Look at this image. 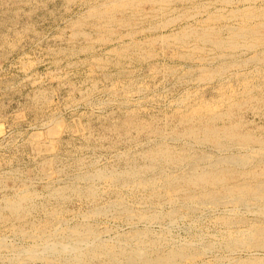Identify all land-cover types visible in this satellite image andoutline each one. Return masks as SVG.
Masks as SVG:
<instances>
[{
    "label": "rangeland",
    "instance_id": "rangeland-1",
    "mask_svg": "<svg viewBox=\"0 0 264 264\" xmlns=\"http://www.w3.org/2000/svg\"><path fill=\"white\" fill-rule=\"evenodd\" d=\"M102 1L104 0H0V214H2V216L0 215V245L2 248L4 247L3 249L0 247V264H66V259L70 256L68 253L60 254L62 260L59 257L54 259L52 256L32 260L28 257L29 252L26 253V251L29 249L28 247L41 249L49 241V243L58 241L60 236L64 239L60 238L59 242L72 243L73 240L69 236L68 230L79 227V224H81L80 227L89 225L98 235L102 234L99 235L101 240L104 239L105 243L107 241L106 244L115 247L122 246L125 236L130 233L129 231L134 226L132 224H137L138 228H142L146 232L147 237H149L147 239L150 242L155 241V245L157 242L159 245L162 243L159 246L160 248L158 244L156 245L157 250L161 251L160 253H168L170 249L184 248L191 254H195L194 257L188 258V260L177 259L174 262L175 264H210L211 262V264H233L236 261L247 260L253 256V258L257 257L263 260V246L259 248V246L248 243L245 245L246 241L244 243L242 241L238 243L243 244L239 245V248L237 242L232 241L233 236L239 237L240 240L247 237L251 233L250 224H240V226L229 228L224 223L226 217H248L246 220L251 221V223L262 225L264 215L260 218L261 214L259 212L258 214L257 210L249 211L241 207L233 212L227 211L225 206L215 207L212 204L185 203L183 199L179 198L174 202H170L164 196V193L160 195H163L161 198L152 195L149 187L138 186L135 181L129 182L130 184L126 183L123 186L122 183L106 182V180L95 182L96 180L86 179L85 175L94 174L98 170L120 173L132 169L131 167L134 166L138 169L144 168L148 163L145 154L152 148L155 149L156 144L158 147V144L162 143L164 145L168 144L169 146H167L176 152L188 143H190L188 146H192L190 147V150L193 149L191 151L197 152V149H199L197 154L210 151V154L207 153L210 155V160L200 162L199 165L202 166L217 159L215 157H219V152L215 151L214 148L207 144L202 146L195 140L182 135L186 126L197 123L194 109L198 110L200 104H217L223 101L222 111L231 107L235 115L231 117L232 119L227 117L225 122L220 121L219 124L238 121L241 122V132L245 131L264 139V96H261L264 95V62L248 61L246 64L242 63L246 59L253 58L255 54L246 52L232 54L233 57L228 55L227 59L218 57L213 46L197 43L194 37L191 38L189 45L185 47L176 45L173 41L171 45L157 41L154 46H150L147 45V40L154 37H151L153 34L146 31L151 25L149 21H135L137 25L134 24L133 28L137 31V40L146 43L144 46L148 48L150 54H146V51H136L134 53L128 51L130 53L120 54L117 50L115 52L113 48L120 49L130 42L127 37L124 38L123 42L120 40L122 35H127L130 28L116 26L112 33L105 34V36L113 39V42H105L93 26L94 19L88 16L90 6L99 4ZM212 1L190 0L184 4H174L170 16L179 15L185 9L191 10L197 4H208ZM217 6H219V3L216 2L211 10H215ZM147 7L146 9L149 11ZM145 13L147 12L145 11ZM204 17L206 18V15L200 14L196 18L197 20L194 19L191 22L197 25L196 21H202ZM163 18L165 17L161 16L159 20L157 19L158 22ZM154 19L156 18H152L151 21ZM79 20H85L83 21L84 25L81 27L78 24L74 25ZM238 23L237 19H232L230 21L222 20L220 23L209 22L208 25L220 26L221 24L232 25ZM182 24V22H178L172 31H178ZM204 25L207 26V23ZM199 26H203V24L199 23ZM78 29L83 30L86 35L85 33L84 35H76L75 31ZM157 35L154 36L157 37ZM223 36L227 38L229 32L224 31ZM197 45L205 48L198 50ZM99 58L101 59L98 61ZM249 90H252L250 91L251 96L261 97L262 101L258 102L256 100L250 103L249 96L247 97ZM189 111L192 115L186 113ZM257 111L259 116H256ZM186 119L187 121H185ZM181 121L184 123H181ZM249 121L251 124H249ZM245 123L248 125L246 126ZM255 132H257V135ZM153 133H155V136ZM171 141L173 142L171 143ZM238 151L240 153L246 152L244 149H235V151L231 150L220 155L239 154ZM161 165L156 169V172L145 171L142 173L143 176L146 175V178L150 176L152 179H158L154 183L155 187L160 188L158 189L160 191L164 189L160 171L172 175L174 173L177 176V174L179 175L180 172L187 169L186 166L182 167V170L181 167L165 165V163ZM143 187L147 188L145 189L146 192ZM89 190L92 191V194L89 193ZM147 193H150V195ZM24 195H30V199L24 205L25 212L23 215L17 217L9 211L8 204L12 200H20ZM91 195L93 197L96 195L95 199ZM64 196L65 198H63ZM150 197H153V199ZM95 207L97 209L102 208L98 212ZM166 207L169 208L166 209ZM106 208L108 209L105 210ZM123 208H128V211L130 210L129 212L132 214H127ZM169 210L170 212H168ZM235 213L237 214L234 217ZM136 214L138 216L145 214L144 218L148 215L145 218L147 221L140 219ZM181 214L183 216H180ZM242 214H244V217ZM135 215L137 217H134ZM127 220L132 223H128ZM12 224H14L13 228H11ZM246 226H248V229ZM35 227L36 229H33ZM43 228H45L43 234L46 233V236L42 234L41 237L38 235V231ZM238 228H242V230ZM229 229H235V233ZM236 230H239V232ZM63 231L65 232L63 233ZM246 231L248 232L245 234ZM157 234L165 238H161ZM221 238L222 242H220ZM218 241L219 243H217ZM226 241L230 242L229 245ZM111 242L114 243L111 244ZM132 243L130 241L127 245L130 248L135 247L136 244L133 243L132 245ZM212 243H214L213 246H211ZM15 245L17 248L14 250ZM203 245L208 246L205 248ZM245 246L249 251H246ZM26 248L28 249L26 250ZM197 251L198 254H196ZM149 253L154 254L155 251L150 250ZM234 254L237 256H234ZM49 257L54 260L51 261ZM225 257L229 258L226 259ZM228 260L232 262H228Z\"/></svg>",
    "mask_w": 264,
    "mask_h": 264
},
{
    "label": "bare ground",
    "instance_id": "bare-ground-1",
    "mask_svg": "<svg viewBox=\"0 0 264 264\" xmlns=\"http://www.w3.org/2000/svg\"><path fill=\"white\" fill-rule=\"evenodd\" d=\"M190 1V0H104L99 4L91 5L90 9L88 10V16L89 18L92 17L94 19L93 26L96 28V32L99 33L101 36L102 40L105 42H113V39H110L109 36H105L106 33H112L114 31V28L116 26H123V27H128L130 28L128 30L127 35L125 36H119L121 42H123L125 37H127L130 42L126 43L125 46L122 48L114 49L113 50L116 52H119L120 54L123 53H130L133 51H142V52H147L146 54H150L149 50L147 47L144 45L146 43L142 41L137 40V31L134 30V24L135 21H149L150 26L149 28L146 29V31L150 32L153 34L154 38H149L147 40V45L149 44L150 46H154V44L159 41L163 44H170L171 42H175L176 45L180 46H187L190 43V40L192 37H194L195 41L198 43L202 44H210L213 46L214 51L218 55V57H224L226 58L228 55L232 54H238V53H246V52H251L255 54L253 58L246 59L245 62H242L243 64H246L248 61H253V62H264V0H213L212 2L205 4V3H200V4H195L191 10L190 9H185L184 11L180 12L179 15L176 16H170V12L174 9L173 5L174 4H184L185 2ZM211 1V0H210ZM100 2V1H99ZM219 3V6L215 8V10H211L213 8L215 3ZM89 3V2H88ZM92 4V3H91ZM76 6V5H75ZM148 6V7H147ZM149 8V11L146 9ZM231 8V9H229ZM72 9V8H71ZM87 10V9H86ZM145 11L147 13H145ZM55 12V11H54ZM126 13H128L126 15ZM145 13V14H144ZM200 14L206 15V18L204 17V20L202 21H196L197 25H194L195 23L192 24L191 20L196 19ZM50 15V14H49ZM44 16V15H43ZM165 17L162 20L158 22L160 17ZM152 18H156L151 21ZM158 19V20H157ZM232 19H237L239 21L238 24H221L220 26H213L211 24L208 25L209 22L216 23L222 21V20H227L230 21ZM197 20V19H196ZM85 21V20H83ZM83 21H77L74 25H79L80 27L84 25ZM154 21V22H153ZM178 22H182L183 24L179 28L178 31H172V29L176 26ZM200 24H203V26H199ZM207 23V26L204 25ZM35 25V24H34ZM137 25V23L135 24ZM37 26V25H36ZM15 27V26H14ZM228 31L229 36L226 38L223 36V32ZM85 32L83 30H76L75 34H83ZM155 33V34H154ZM157 35L155 37L154 35ZM38 35V34H37ZM86 35V33H85ZM60 36V35H59ZM69 40V39H68ZM62 42V41H61ZM10 43V42H9ZM12 43V42H11ZM198 46V45H197ZM193 47V46H192ZM195 47V45H194ZM198 50L202 48V50L205 48L204 46H198ZM111 50V49H110ZM194 50V49H193ZM109 51V50H108ZM113 51V52H114ZM130 51V52H128ZM195 51V50H194ZM197 51V49H196ZM141 52V53H142ZM198 52V51H197ZM206 52V51H205ZM208 52V51H207ZM173 53V52H172ZM194 53V52H193ZM192 55V53H191ZM215 55V56H217ZM120 56V55H118ZM124 57V56H123ZM130 57V56H129ZM134 57V56H133ZM214 57V56H213ZM233 57V56H232ZM97 58V57H96ZM205 58V57H204ZM231 58V57H230ZM237 58V57H236ZM64 59V58H63ZM101 58L98 59V61ZM218 59V58H217ZM221 59V58H220ZM227 59V58H226ZM239 59V58H238ZM184 60V59H183ZM223 60V59H221ZM200 61V60H199ZM215 61V60H214ZM224 61V60H223ZM230 61V60H229ZM241 61V60H240ZM239 61V62H240ZM236 62V61H235ZM252 62V63H253ZM225 63V62H224ZM25 64V63H24ZM230 64V63H229ZM235 64V63H234ZM240 64V63H238ZM55 65V64H54ZM249 65V64H248ZM226 66V65H225ZM224 66V67H225ZM228 66V65H227ZM258 67V66H257ZM229 68V67H228ZM224 69V68H223ZM228 70V69H227ZM209 71V70H208ZM217 71V70H215ZM214 71V72H215ZM220 71V70H219ZM222 71V70H221ZM210 72V71H209ZM217 73V72H215ZM219 73V72H218ZM217 73V74H218ZM222 73V72H221ZM88 74V73H87ZM220 74V73H219ZM33 75V74H32ZM207 75V74H206ZM237 75V74H236ZM209 76V75H208ZM226 76V75H225ZM203 77V76H202ZM206 77V76H204ZM211 77V76H210ZM56 79V78H55ZM207 79V78H205ZM224 79V78H223ZM26 80V79H25ZM58 80V79H57ZM250 80V79H249ZM87 81V80H86ZM245 81V80H244ZM142 82V81H141ZM202 82V81H201ZM247 82V81H246ZM168 83V82H167ZM62 84V83H61ZM114 86V85H113ZM247 88V87H246ZM251 89V87H250ZM231 90V89H230ZM252 90H249L247 92L249 95L250 103L253 101L258 100V102L262 101L261 97L256 98L253 95L251 96ZM124 92V91H123ZM81 94V93H80ZM41 96V95H40ZM115 96V95H114ZM232 96V95H230ZM246 96V95H245ZM264 96V95H261ZM233 97V96H232ZM231 97V98H232ZM182 98V97H181ZM230 98V99H231ZM246 98V97H245ZM224 99V98H222ZM228 100V98H227ZM221 101V100H220ZM225 101V100H224ZM229 101V100H228ZM237 101V100H236ZM234 101V103H236ZM110 102V101H109ZM230 102V101H229ZM242 102V101H241ZM249 102V101H247ZM111 103V102H110ZM215 103V102H214ZM226 103V102H225ZM262 103V102H261ZM38 104V103H37ZM224 102L222 101L221 103L217 104H200L198 110L196 111L197 118V123L192 124L190 126H186L185 130L182 132L183 136L188 138V139H193L195 142H198L200 144H207L210 147L214 148L215 151L219 152V157H215L217 159H214L210 161L208 164L205 165H199L200 162H208L210 160V155L207 153L210 151H206L207 153H202V154H197V152H193L190 150V147L188 145L185 146L183 145V148L176 152L169 148L168 144L162 143L158 144L159 146L156 147L155 149L152 148V150L147 149V153L145 154V157L148 161L144 162L146 165L143 168H136L131 167L132 169H126L127 171L117 173L116 172H108L104 170H98L96 173H90L91 175H85L87 180H106L109 182H115V183H122L121 185L124 186V184H128L129 182L135 181L138 183L137 185H143L147 186L150 188V193L152 195L160 196L161 194L164 193V196L170 201L174 202L176 199H183L185 203L191 202V203H201L202 205L204 204H212L215 207L216 206H225L227 211H235L237 208H245L247 210H257V213L259 212L260 218L261 216L264 215V139L259 138L258 136H254L251 133H246L245 131L241 132L240 128V123L237 122H229V124L223 123L219 124L220 121L225 122L227 120V117L230 119L231 117H234L235 113L233 112L234 110L231 109V107L228 110H223L221 109L222 105ZM240 104V103H239ZM42 105V104H41ZM129 105V104H128ZM139 105V104H138ZM241 105V104H240ZM43 106V105H42ZM242 106V105H241ZM108 107V106H107ZM233 107V106H232ZM193 108V107H192ZM195 108V105H194ZM225 108V107H224ZM234 109V108H233ZM238 109V108H237ZM118 110V109H117ZM131 110V109H130ZM187 110V109H186ZM258 110V109H257ZM192 111V110H191ZM261 111V110H260ZM185 113V112H184ZM189 113V115H192V113ZM191 113V114H190ZM256 113V112H255ZM260 113V112H259ZM264 113V112H263ZM262 113V114H263ZM182 114V113H181ZM256 116L258 115V111L256 113ZM180 115V113H179ZM183 115V114H182ZM237 115V114H236ZM263 116V115H262ZM261 116V117H262ZM180 117V116H179ZM194 118V116H192ZM264 117V116H263ZM186 118V117H185ZM189 118V117H188ZM182 119V118H181ZM228 119V120H229ZM232 119V118H231ZM194 120V119H193ZM240 120V119H239ZM242 120V118H241ZM180 121V120H179ZM187 121V119L185 120ZM191 121V120H190ZM195 122V121H194ZM244 122V121H243ZM247 122V121H246ZM250 122V121H249ZM248 122V123H249ZM181 123H184L181 121ZM189 124L188 122H186ZM243 124V123H242ZM246 126L248 125L245 123ZM251 124V122L249 123ZM80 126V125H79ZM135 126V125H134ZM138 126V125H137ZM136 126V127H137ZM146 126V125H145ZM168 126V125H167ZM245 126V128H246ZM259 126V125H258ZM264 126V124H263ZM243 127V125H242ZM140 128V127H139ZM148 128V127H147ZM167 128V127H166ZM175 128V127H174ZM184 128V127H183ZM248 128V127H247ZM254 128V127H253ZM252 128V129H253ZM258 128V127H257ZM261 128V127H260ZM127 129V128H126ZM136 129V128H135ZM142 129V128H141ZM144 129V127H143ZM150 129V128H149ZM148 129V130H149ZM160 129V128H159ZM173 129V128H172ZM244 129V127H243ZM242 129V130H243ZM145 130V129H144ZM153 130V129H151ZM156 130V129H155ZM162 130V129H161ZM175 130V129H174ZM173 130V132H175ZM246 130V129H245ZM251 130V129H249ZM257 130V129H254ZM261 130V129H260ZM126 131V130H125ZM136 131V130H135ZM163 131V130H162ZM169 131V130H168ZM177 131V130H176ZM248 131V130H247ZM263 131V130H262ZM261 131V132H262ZM137 132V131H136ZM157 132V131H156ZM161 132V131H160ZM170 132V131H169ZM180 132V130H179ZM168 133V132H167ZM171 133V132H170ZM257 132H255L256 134ZM259 133V132H258ZM155 136V133H153ZM177 134V133H176ZM181 134V133H180ZM163 135V134H162ZM166 135V134H164ZM179 136V134H177ZM176 135V137H177ZM257 135V134H256ZM262 135V134H259ZM157 136H159L157 134ZM167 136V135H166ZM107 137V136H106ZM101 138V137H100ZM119 138V137H118ZM174 138V137H172ZM185 138V140H186ZM159 139V138H158ZM157 139V140H158ZM164 139V138H163ZM171 139V138H169ZM151 140V139H150ZM157 140H155L157 142ZM175 140V139H174ZM178 140V139H177ZM128 141V140H127ZM162 141V140H161ZM168 141V140H167ZM119 142V141H118ZM146 142V141H145ZM155 142V143H156ZM173 141H171L172 143ZM179 142V141H178ZM181 142V141H180ZM176 143V142H175ZM174 143V144H175ZM184 143V142H183ZM187 144V143H186ZM192 144V143H191ZM142 145V144H141ZM154 145V144H153ZM168 145V146H167ZM179 145V144H178ZM172 146V145H171ZM175 146V145H174ZM181 146V145H180ZM195 146V144H194ZM206 147V146H205ZM257 147H259L257 149ZM109 148V147H108ZM208 148V147H207ZM85 149V148H83ZM176 149V148H175ZM202 149V148H201ZM235 149L241 150L244 149L246 150L245 153H240L239 154H229V155H220L221 153L225 152H230L235 151ZM102 150V149H101ZM209 150V149H208ZM84 151V150H83ZM95 151V150H94ZM145 152V151H144ZM141 153V151H140ZM122 154V153H121ZM228 154V153H227ZM120 156V155H119ZM141 156V155H140ZM84 157V156H83ZM127 157V156H126ZM82 158V157H81ZM133 158V157H132ZM142 159V157H141ZM84 160V159H83ZM87 160V159H86ZM143 160V159H142ZM145 160V159H144ZM11 161V160H10ZM134 161V160H133ZM17 162V161H16ZM98 162V161H97ZM130 162V161H129ZM139 163V161H138ZM165 163L176 166V167H185L187 168L185 171L180 172L179 175L177 174L173 175L167 174V172L160 171L161 176L163 179V185L164 189L162 191L158 190L160 189L158 186L155 187L154 181H157L158 179H152L150 176L146 178L145 176L142 175L145 171H152L156 172V169L161 165ZM66 164V163H65ZM92 165V164H91ZM135 165V163H134ZM62 166V165H61ZM129 166V165H128ZM162 166V165H161ZM168 166V165H167ZM166 166V167H167ZM171 166V167H172ZM15 167V165H14ZM85 167V166H84ZM163 167V166H162ZM130 168V167H129ZM175 168V167H174ZM19 169V168H18ZM56 169V168H55ZM165 169V168H164ZM8 170V169H7ZM81 170V169H79ZM96 170V169H95ZM167 170V168H166ZM165 170V171H166ZM170 170V169H169ZM180 170V169H179ZM178 170V171H179ZM183 170V168H182ZM50 171V170H49ZM113 171V170H112ZM147 172V173H148ZM171 172V171H170ZM177 172V170H176ZM68 173V172H67ZM42 174V173H41ZM70 174V173H69ZM157 175V173H155ZM60 175V174H59ZM58 175V176H59ZM160 176V175H159ZM83 177V176H82ZM154 177V176H152ZM80 178V177H79ZM156 178V177H155ZM160 178V177H159ZM32 179V178H31ZM18 180V179H17ZM26 180V179H25ZM50 181V180H49ZM161 181V180H160ZM66 182V181H65ZM74 182V181H73ZM134 183V182H133ZM93 184V183H92ZM130 184V183H129ZM134 185V184H133ZM73 186V185H71ZM120 186V185H119ZM122 186V187H123ZM128 186V185H127ZM137 186V187H138ZM68 187V186H66ZM70 187V186H69ZM75 187V186H73ZM84 187V186H83ZM91 187V185H90ZM93 187V186H92ZM126 187V186H125ZM129 187V186H128ZM135 187V186H133ZM162 187V185H161ZM17 188V187H16ZM64 188V187H63ZM71 188V187H70ZM79 188V187H78ZM88 188V187H87ZM96 188V186H95ZM108 188V187H107ZM127 188V187H126ZM125 188V189H126ZM144 188V187H143ZM28 189V188H27ZM58 189V188H57ZM67 189V188H66ZM81 189V188H80ZM91 189V188H90ZM118 189V188H117ZM128 189V188H127ZM147 188H144V191ZM56 190V189H55ZM74 190V189H72ZM77 190V189H76ZM85 190V189H84ZM139 190V189H138ZM143 190V189H142ZM141 190V191H142ZM46 191V190H45ZM54 191V190H52ZM65 191V190H64ZM67 191V190H66ZM69 191V190H68ZM79 191V189H78ZM77 191V194H78ZM90 191V192H89ZM88 192L92 194V191L89 190ZM26 192V191H25ZM51 192V191H50ZM56 192V191H55ZM60 192V190H59ZM81 192V191H80ZM79 192V193H80ZM87 192V193H88ZM96 192V190H95ZM146 192V191H145ZM73 193V191H72ZM94 193V190H93ZM150 193L148 195H150ZM16 194V193H15ZM30 194V193H29ZM54 194V193H53ZM58 194V193H57ZM96 194V193H95ZM52 195V194H50ZM61 195V194H60ZM85 195V194H84ZM82 195V196H84ZM88 195V194H87ZM86 195V196H87ZM94 195V194H93ZM56 196V195H55ZM92 196V195H91ZM22 197V196H21ZM54 197V196H53ZM74 197V196H73ZM93 197V196H92ZM96 197V195L94 196ZM93 197V198H94ZM144 197V196H143ZM154 197V196H153ZM153 197H150L153 199ZM163 197L160 196V198ZM18 198V197H17ZM62 198V197H60ZM65 198V196L63 197ZM85 198V197H84ZM89 198V197H88ZM158 198V197H157ZM14 199V198H13ZM30 195H24L20 200H12L8 204L9 211L15 216H22L23 213L25 212L24 210V205L27 201H29ZM45 199V198H44ZM95 199V198H94ZM114 199V198H113ZM143 199V198H141ZM165 199V198H164ZM7 200V198H6ZM10 200V199H9ZM123 200V199H121ZM146 200V199H145ZM156 200V199H155ZM159 200V198H158ZM162 200V199H161ZM92 201V200H91ZM144 201V200H142ZM182 201V200H181ZM71 202V201H70ZM99 202V201H98ZM112 202V201H111ZM119 202V201H118ZM124 202V200H123ZM122 202V203H123ZM141 203V201H139ZM153 202V201H152ZM166 202V200H165ZM24 203V204H23ZM117 203V202H116ZM121 203V202H120ZM149 203H151L149 201ZM156 203V201H155ZM161 203V202H160ZM158 203V204H160ZM183 203V202H182ZM6 204V203H5ZM31 204V203H30ZM107 204V203H106ZM112 204V203H110ZM109 204V205H110ZM115 204V203H114ZM143 204V203H142ZM164 204V203H163ZM200 204V205H201ZM108 205V204H107ZM137 205L140 206V204L137 203ZM144 205V204H143ZM195 205V204H193ZM117 206V204H116ZM121 206V205H120ZM126 206V205H124ZM130 206V205H129ZM132 206V205H131ZM151 206V205H150ZM155 206V205H154ZM168 206V205H167ZM170 206V204H169ZM173 206V203H172ZM188 206V205H187ZM192 206V205H191ZM198 206V205H197ZM94 207V206H93ZM105 207V206H104ZM108 207V206H107ZM115 207V206H114ZM113 207V208H114ZM122 207V206H121ZM128 207V206H127ZM134 207V206H133ZM152 207V206H151ZM162 207V206H161ZM176 207V205H175ZM174 207V208H175ZM180 207V206H179ZM199 207V206H198ZM205 207V206H204ZM214 207V208H215ZM5 208V207H4ZM7 208V210H8ZM27 208V207H26ZM96 208V207H95ZM102 208V207H101ZM101 208H96V211L100 212ZM109 208V207H108ZM106 208L105 210H107ZM118 208V207H116ZM120 208V207H119ZM148 208V207H147ZM160 208V206H159ZM158 208V209H159ZM169 208V207H168ZM166 207V209H168ZM187 208V207H186ZM194 209L196 207H193ZM200 208V207H199ZM206 208V207H205ZM210 208V207H209ZM213 208V207H212ZM32 209V208H31ZM112 209V208H111ZM121 209V208H120ZM125 212L129 214L130 210L128 211V208L125 209ZM140 209V208H139ZM146 209V208H145ZM176 209V208H175ZM184 209V208H183ZM193 209V210H194ZM28 210V209H27ZM62 210V209H61ZM104 210V212H105ZM115 210V209H114ZM113 210V211H114ZM118 210V209H117ZM124 210H121L122 212ZM133 210V209H132ZM137 210V209H136ZM144 210V209H143ZM150 210V209H149ZM154 210V208H152ZM151 210V211H152ZM156 210V209H155ZM163 210V209H162ZM189 211V209H187ZM204 210V209H203ZM30 211V210H29ZM28 211V212H29ZM116 211V210H115ZM119 211V210H118ZM117 211V212H118ZM120 211V212H121ZM134 211V210H133ZM139 211V210H138ZM137 211V212H138ZM147 211V210H146ZM173 212V210H171ZM181 211V210H180ZM192 211V210H191ZM198 211V210H197ZM196 211V213H198ZM200 211V210H199ZM202 211V210H201ZM244 211V210H241ZM109 212V211H108ZM107 212V213H108ZM115 212V213H117ZM121 212V213H122ZM143 212V211H141ZM140 212V213H141ZM150 212V211H149ZM170 212V210L168 211ZM175 212V211H174ZM182 212V211H181ZM187 212V211H186ZM190 212V211H189ZM193 212V211H192ZM195 212V210H194ZM193 212V213H194ZM236 212V211H235ZM239 212V211H238ZM237 212V213H238ZM1 213V210H0ZM10 213V212H9ZM97 213V212H96ZM119 213V212H118ZM177 213V211H176ZM179 213V212H178ZM234 214V217L236 214ZM247 213V212H246ZM254 213V212H252ZM258 213V214H259ZM92 214V213H91ZM110 214V213H109ZM132 214V213H130ZM139 214V213H138ZM146 214V213H145ZM145 214L143 216H145ZM155 214V213H154ZM230 214V212H229ZM233 214V213H232ZM2 216V214H0ZM125 215V214H124ZM137 215V214H136ZM134 217H137V216ZM152 215V214H151ZM157 215V214H155ZM160 215V214H159ZM162 215V214H161ZM172 215V214H171ZM189 215V214H188ZM239 215V214H238ZM237 215V216H238ZM244 217V214H242ZM14 216V217H15ZM45 216V215H43ZM98 216V215H97ZM128 216V215H127ZM126 216V217H127ZM142 215L138 216L140 219H145L147 218L148 215L144 218ZM180 216H183L181 214ZM197 216V215H196ZM228 216V215H227ZM259 216V215H258ZM11 217V216H9ZM129 217V216H128ZM143 217V218H142ZM155 217V216H154ZM153 217V218H154ZM164 217V216H163ZM173 217V216H172ZM189 217V216H188ZM192 217V216H191ZM198 217V216H197ZM240 217V216H239ZM122 219L124 217H121ZM132 218V217H130ZM152 218V217H151ZM152 218V219H153ZM161 218V217H160ZM165 218V217H164ZM175 218V217H174ZM186 218V216H184ZM248 218V217H247ZM247 218H224V223L229 227L233 228L236 226H240V224H250L249 228L251 233L247 237H241L243 239L240 240L239 237L233 236L232 241L237 242V246L243 245V244H238L243 241L245 242V245L252 244L256 246H263L264 247V223L261 225H257L254 223H251V221L246 220ZM251 218V217H249ZM264 218V217H263ZM156 219V217H155ZM170 219V217H169ZM178 219V218H177ZM176 219V220H177ZM254 220L256 219L255 217L253 218ZM259 219V218H258ZM19 220V219H18ZM21 220V219H20ZM42 220V219H41ZM146 220V219H145ZM151 220V219H150ZM149 220V221H150ZM159 220V219H158ZM167 220V219H165ZM175 220V219H173ZM4 221V220H3ZM48 221V220H47ZM117 221V220H116ZM128 221V220H127ZM133 221V220H132ZM144 221V220H143ZM147 221V220H146ZM152 221V220H151ZM172 221V220H171ZM20 222V221H19ZM44 222V221H43ZM87 222V221H86ZM136 222V221H135ZM156 222V221H155ZM169 222V221H168ZM7 223V222H6ZM46 223V220H45ZM130 222V220L128 221ZM134 223V222H133ZM138 223V221H137ZM223 223V222H222ZM256 223V222H255ZM22 224V223H21ZM38 224V223H37ZM63 224V223H62ZM139 224V223H138ZM166 224V223H165ZM171 224V223H170ZM173 224V223H172ZM189 224V223H188ZM259 224V223H258ZM12 224V227L13 228ZM42 225V222H41ZM44 225V224H43ZM65 225V224H64ZM87 225V224H86ZM134 225L130 233L125 236L123 240L122 246H110L107 243L104 242V239L101 240L102 234H97L96 231L90 227L89 225L87 227H80L81 224H79V227H73L69 231V236L73 240L72 243H61L59 242L60 238L62 239L63 237L60 236L59 240L56 242L51 241L49 243V238L48 236V242L47 244H44L41 249L33 248V247H28L26 248V253L29 252L28 257L31 258L32 260L41 257H47V256H52V258L60 257V254L68 253L70 256L67 258L66 264H173L177 259H187L194 257L195 254H191L184 248H178V249H170L168 253H160L157 248L162 244H158V247L155 245V241L148 240L147 234L142 228H138L137 224H132ZM154 225V224H153ZM159 225V224H158ZM163 225V224H162ZM168 225V224H167ZM177 225V224H176ZM223 225V224H222ZM17 226V225H16ZM15 226V227H16ZM32 226V225H31ZM35 226V225H34ZM45 226V225H44ZM47 226V225H46ZM61 226V225H60ZM74 226V225H73ZM76 226V225H75ZM84 226V224H83ZM136 226V227H135ZM14 227V228H15ZM41 227V226H39ZM50 227V226H49ZM96 227V226H95ZM248 229V226H246ZM17 228V227H16ZM32 228V227H31ZM42 228V227H41ZM47 228V227H46ZM51 228V227H50ZM63 228V227H61ZM226 228V227H225ZM21 229V228H20ZM33 229H36L33 228ZM49 229V228H47ZM59 229V228H57ZM70 229V228H69ZM239 230H242V228H238ZM246 229V228H245ZM246 229V230H247ZM53 230V228H52ZM97 230V229H96ZM110 230V229H109ZM167 230V229H166ZM232 230V229H229ZM239 230H236L239 232ZM15 231V230H14ZM35 231V230H34ZM37 231V230H36ZM51 231V230H50ZM49 231V232H50ZM57 231V230H56ZM59 231V230H58ZM62 231V230H61ZM99 231V230H98ZM97 231V232H98ZM165 231V230H164ZM190 231V230H188ZM228 231V230H227ZM16 232V231H15ZM39 234L42 237V234L45 232V228L40 229ZM47 232V233H49ZM65 231H63L64 233ZM111 232V231H110ZM151 232V231H149ZM168 232V231H167ZM231 233V231H229ZM232 232L235 233V229L232 230ZM236 232V233H237ZM248 231L245 232V234ZM14 233V232H13ZM20 233V232H18ZM23 233V232H22ZM21 233V234H22ZM31 233V232H30ZM54 233V232H53ZM59 233V232H58ZM100 233H102L100 231ZM169 233V232H168ZM17 234V233H16ZM35 235V233H33ZM46 234V233H45ZM43 234V235H45ZM50 234V233H49ZM57 234V233H55ZM60 234V233H59ZM126 234V233H125ZM160 234V233H159ZM196 234V233H195ZM226 234V233H225ZM224 234V235H225ZM239 234V233H238ZM28 235H30L28 233ZM58 235V234H57ZM122 235V234H120ZM158 235V234H157ZM161 235V234H160ZM170 235V233L168 234ZM214 235V234H212ZM223 235V236H224ZM228 235V234H227ZM231 235V234H230ZM229 235V237H230ZM237 235V234H236ZM19 236V235H18ZM39 236V237H40ZM46 236V235H45ZM56 236V235H55ZM156 236V234H155ZM159 236V235H158ZM165 236V233H164ZM162 236V237H164ZM167 236V235H166ZM195 236V235H193ZM192 236V237H193ZM199 236V235H198ZM239 236V235H238ZM40 237V238H41ZM54 237V234H53ZM59 237V235H58ZM57 237V238H58ZM161 237V236H159ZM161 237V238H162ZM171 237V236H170ZM168 237V238H170ZM174 237V236H173ZM15 238V237H14ZM56 238V239H57ZM122 238V236H121ZM165 238V237H164ZM227 239V237H225ZM1 239V238H0ZM19 239V237H18ZM36 239V238H34ZM54 239V238H53ZM64 239V238H63ZM66 239V238H65ZM107 239V238H105ZM116 239V238H115ZM155 239V238H154ZM176 239V238H175ZM201 239V238H200ZM3 240V239H2ZM31 240V239H30ZM39 240V239H38ZM46 240V239H45ZM113 240V239H112ZM122 240V239H121ZM167 240V238H166ZM203 240V238H202ZM225 240V239H224ZM1 241V240H0ZM5 241V239H4ZM70 241V240H69ZM109 241V240H108ZM115 241V240H114ZM132 241L134 244H136L135 247H129L127 243ZM164 241V239H163ZM183 241V240H182ZM193 241V240H191ZM195 241V240H194ZM199 241V240H198ZM197 241V242H198ZM222 238L221 241L222 242ZM229 241V240H228ZM17 242V241H16ZM15 242V243H16ZM37 242V241H36ZM53 242V243H52ZM68 242V239H67ZM120 242V240H119ZM175 242V241H174ZM196 242V243H197ZM227 242V241H226ZM6 243V242H5ZM11 243V242H9ZM14 243V242H13ZM114 242H111V244ZM116 243V242H115ZM132 243V245H133ZM189 243V242H188ZM191 243V242H190ZM201 243V242H199ZM204 243V242H202ZM207 243V242H206ZM210 243V242H208ZM219 243V241L217 242ZM228 243V242H227ZM230 243V242H229ZM228 243V245H229ZM3 244V243H2ZM12 244V243H11ZM43 244V243H42ZM121 244V243H119ZM174 244V243H173ZM171 244V245H173ZM185 244V243H183ZM194 244V243H193ZM214 243H212L211 246H213ZM221 244V243H220ZM232 244V243H231ZM234 244V243H233ZM13 245V244H12ZM23 245V244H22ZM34 245V244H33ZM37 245V244H36ZM41 245V244H40ZM130 245V244H129ZM165 245V244H164ZM163 245V246H164ZM170 245V246H171ZM209 245V244H208ZM207 245V246H208ZM217 245V244H216ZM227 245V244H226ZM235 245V244H234ZM181 246V244H180ZM204 246V245H203ZM207 246L205 248H207ZM225 246V245H224ZM1 247V245H0ZM7 247V245H6ZM5 247V248H6ZM24 247V246H23ZM38 247V246H37ZM168 248V246H166ZM183 247V246H182ZM231 247V246H230ZM244 247V246H243ZM253 247V246H251ZM2 248V247H1ZM4 248V247H3ZM2 248V249H3ZM9 248V246H8ZM14 250L17 248L13 247ZM25 248V247H24ZM160 248V247H159ZM172 248V247H170ZM176 248V247H175ZM209 248V247H208ZM218 248V247H217ZM225 248V247H224ZM223 248V249H224ZM232 248V247H231ZM230 248V249H231ZM234 248V247H233ZM240 248V247H239ZM242 248V247H241ZM247 249V247L245 246ZM242 248V249H245ZM249 248V247H248ZM258 248V247H257ZM20 249V248H19ZM189 249V248H188ZM200 249V248H199ZM198 249V250H199ZM202 249V248H201ZM216 249V248H215ZM229 249V248H228ZM238 249V248H237ZM235 249V250H237ZM250 249V248H249ZM23 250V249H22ZM153 250L155 251L154 254H150L149 251ZM162 250V249H161ZM168 250V249H167ZM214 250V249H213ZM227 250V249H225ZM233 250V249H231ZM234 250V252H235ZM241 250V249H240ZM166 251V250H165ZM202 251V250H200ZM229 251V250H228ZM246 251H249L248 249ZM256 251V250H255ZM261 251V250H260ZM1 252V251H0ZM164 252V251H163ZM167 252V251H166ZM206 252V250H205ZM211 252V251H209ZM208 252V253H209ZM214 252V251H213ZM212 252V253H213ZM227 252V251H226ZM240 252V251H239ZM7 253V252H6ZM153 253V252H152ZM216 253V252H215ZM214 253V254H215ZM232 253V252H230ZM253 253V252H252ZM10 254V253H9ZM14 254V253H13ZM25 254V253H23ZM67 254V255H68ZM198 254V251L197 253ZM206 254V253H205ZM222 254V253H221ZM228 254V253H227ZM1 255V254H0ZM203 255V254H202ZM217 255V254H216ZM236 254H234L235 256ZM239 255V254H238ZM250 255V254H249ZM248 255V256H249ZM253 255V254H252ZM3 256V255H2ZM201 256V255H200ZM227 256V255H226ZM232 256V255H231ZM233 256V257H234ZM237 256V255H236ZM251 256V255H250ZM256 256V255H255ZM261 256V255H260ZM6 257V256H5ZM19 257V256H18ZM23 257V255H22ZM27 257V258H28ZM199 257V256H198ZM219 257V256H217ZM221 257V255H220ZM247 257V256H246ZM254 257V256H253ZM250 258L247 260H241V261H236L233 264H264V259H259L257 257L255 258ZM259 257V256H258ZM262 257V256H261ZM14 258V257H13ZM17 258V256H16ZM51 261V257H49ZM215 258V257H214ZM223 258V257H222ZM226 258V257H225ZM224 258V259H225ZM229 258V257H227ZM226 258V259H227ZM241 258V257H240ZM245 258V257H244ZM248 258V257H247ZM15 259V258H14ZM13 259V260H14ZM22 259V258H21ZM64 259V258H63ZM219 259V258H218ZM232 259V258H231ZM237 260V258H235ZM25 260V258H23ZM29 260V259H28ZM28 260H26L28 262ZM62 260V259H61ZM192 260V259H191ZM196 260V259H195ZM194 260V261H195ZM220 260V259H219ZM223 260V259H222ZM233 260V259H232ZM240 260V259H239ZM11 261V260H10ZM22 261V260H21ZM31 261V260H30ZM50 261V262H51ZM59 262V260H57ZM56 261V263H57ZM12 262V261H11ZM16 262V261H15ZM34 262V261H33ZM49 262V263H50ZM62 262V261H61ZM60 262V263H61ZM179 262V261H178ZM189 262V261H188ZM187 262V263H188ZM193 262V261H192ZM210 262V261H209ZM208 262V263H209ZM221 262V260H220ZM224 262V261H223ZM222 262V263H223ZM228 262H232L228 260ZM10 263V262H9ZM54 263V262H53ZM65 263V262H64ZM212 263V262H211ZM210 263V264H211ZM215 263V262H214ZM63 264V263H62ZM175 264V263H174ZM184 264V263H183Z\"/></svg>",
    "mask_w": 264,
    "mask_h": 264
}]
</instances>
